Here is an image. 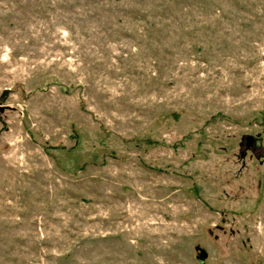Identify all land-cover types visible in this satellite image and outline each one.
Segmentation results:
<instances>
[{"label": "rangeland", "instance_id": "1", "mask_svg": "<svg viewBox=\"0 0 264 264\" xmlns=\"http://www.w3.org/2000/svg\"><path fill=\"white\" fill-rule=\"evenodd\" d=\"M0 264H264V0H0Z\"/></svg>", "mask_w": 264, "mask_h": 264}, {"label": "water", "instance_id": "2", "mask_svg": "<svg viewBox=\"0 0 264 264\" xmlns=\"http://www.w3.org/2000/svg\"><path fill=\"white\" fill-rule=\"evenodd\" d=\"M201 257H202L203 259H205V258L207 257V254H206V253H202Z\"/></svg>", "mask_w": 264, "mask_h": 264}]
</instances>
